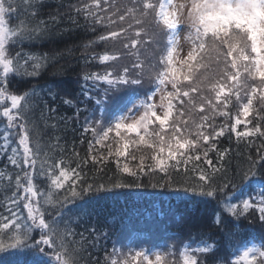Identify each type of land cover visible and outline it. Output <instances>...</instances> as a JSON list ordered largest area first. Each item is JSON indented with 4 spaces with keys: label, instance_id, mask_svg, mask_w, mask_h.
Instances as JSON below:
<instances>
[{
    "label": "trees",
    "instance_id": "trees-1",
    "mask_svg": "<svg viewBox=\"0 0 264 264\" xmlns=\"http://www.w3.org/2000/svg\"><path fill=\"white\" fill-rule=\"evenodd\" d=\"M0 1L12 31L7 87L22 97L17 111L34 177L46 187L61 178L44 213L49 241L68 264H115L111 256L120 232L136 227L137 220L147 222L157 207L164 209L155 211L164 230L155 238L143 232L136 251L177 247V264H183L188 246L194 264H238L244 248L263 244L264 104L259 96L247 120L232 117L216 125L205 154L163 158L121 150L105 136L95 139L84 121L94 109L91 93L105 78L98 65L112 60L101 46L108 25L88 13L95 7L88 0ZM115 24L113 30H120L122 24ZM153 88L152 83L145 92ZM249 94H254L250 88ZM137 95L142 94L130 96ZM26 169L0 105V264H36L28 249L33 234L16 243L10 225L25 215L19 182Z\"/></svg>",
    "mask_w": 264,
    "mask_h": 264
},
{
    "label": "rangeland",
    "instance_id": "rangeland-1",
    "mask_svg": "<svg viewBox=\"0 0 264 264\" xmlns=\"http://www.w3.org/2000/svg\"><path fill=\"white\" fill-rule=\"evenodd\" d=\"M88 1L95 7L88 9L90 17L108 25L101 46L103 54L107 53L106 60L112 59L98 65L99 72H104L100 76L105 78L92 91L94 109L89 108L84 118L85 124L95 130V139L105 136L118 143L121 150L125 147L145 152L144 157L155 153L163 158L205 154L216 125L228 123L232 117L247 120L258 96L264 104V0H174L170 17L179 24V33L171 65L162 57L165 34L155 20L158 0H100V4L98 0ZM7 21L8 11L0 1L1 112L5 126L21 145L27 168L19 182L25 215L23 221L19 217L10 225L18 237L16 243L27 241L33 234L28 249L36 264H68L49 241V221L44 213L52 204L61 178H53L48 187L35 179L29 140L17 111L22 97L7 87L12 35ZM115 23L122 24L120 30H113ZM161 69L165 77L149 104L144 93ZM221 75L225 78L218 80ZM249 88L257 95L250 96ZM205 92L210 94L205 97ZM132 94H142L137 95L140 107L134 113L126 105ZM121 111L124 116L113 125V117ZM258 206L263 210L259 203ZM159 210L164 211L157 207L147 222L137 220L136 227L120 232L111 256L115 264L179 262L177 247L151 254L136 251L142 246L135 243H141L143 232H152L155 238L164 230L156 213ZM253 213L251 209L249 214ZM151 240L146 237L143 241L150 245ZM193 252L187 246L183 264H194ZM242 254L238 264H264V242L244 248Z\"/></svg>",
    "mask_w": 264,
    "mask_h": 264
}]
</instances>
